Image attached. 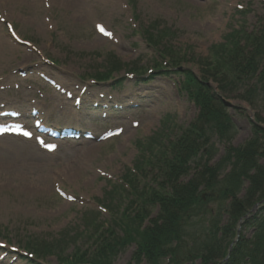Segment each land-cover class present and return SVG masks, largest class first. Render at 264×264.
<instances>
[{
	"label": "rangeland",
	"instance_id": "1",
	"mask_svg": "<svg viewBox=\"0 0 264 264\" xmlns=\"http://www.w3.org/2000/svg\"><path fill=\"white\" fill-rule=\"evenodd\" d=\"M8 22L26 44L10 35ZM263 22L264 0H0V102L4 107L17 110L19 121L29 126L30 112L36 109L55 127L82 126L97 133L124 127L119 136L102 142L58 140L54 153L44 151L34 138L0 137V161L15 158L18 152L19 158L45 164L28 170L25 163L26 169L18 171L3 168L6 161L0 162V264H59L58 259L74 250L73 236L85 227L84 214L91 216L87 210L105 205V192L146 156L145 148L136 141L147 146L149 137L156 136L167 144L195 118L197 108L178 90L182 76L149 70L155 56L165 69L172 70L164 61L169 59L165 49L170 47L179 57L174 63L180 71L188 68L199 75L200 63L210 55L212 44L222 42L233 28L256 31ZM97 23L113 35H99ZM150 24L171 35L155 48L142 33ZM110 53L128 65L112 79L94 82L93 74L107 67ZM136 63L146 69L145 74L124 73L133 71ZM45 78L61 89L51 87ZM83 86L82 102L75 105L73 97L80 96ZM68 93L73 97L67 98ZM93 100H106L117 108L108 112L90 109ZM229 101L237 105L228 112L236 125L232 143L238 145L250 130L246 108L264 117V88L254 107L236 97ZM132 121H138L136 128ZM218 146L216 157L222 151ZM109 192L116 203L122 202L118 192ZM150 210L155 214L157 208L151 206ZM101 212L95 213L98 224L109 221V215ZM60 239L67 247H55L53 254H43L37 262L22 254L23 247L32 251L28 243ZM81 240L89 243L87 238ZM133 250V245L125 248L114 264H126Z\"/></svg>",
	"mask_w": 264,
	"mask_h": 264
},
{
	"label": "trees",
	"instance_id": "2",
	"mask_svg": "<svg viewBox=\"0 0 264 264\" xmlns=\"http://www.w3.org/2000/svg\"><path fill=\"white\" fill-rule=\"evenodd\" d=\"M146 32L153 44L162 38ZM238 33L232 30L224 42L211 45L201 80L185 71L183 87L199 111L167 145L156 146L154 138L155 146L149 143L152 158L148 164L156 171L152 185L141 186L137 177L129 176V187L124 189L130 195L129 204L120 213L106 193L112 225L97 227L85 217L84 232L92 244L83 250L82 245L74 244L75 253L66 257L65 263L114 264L117 254L130 244L135 249L126 264H217L223 259L238 219L264 198V128L252 123L251 135L234 146L235 127L221 99L243 89L239 97L254 104L256 88L264 80V23L256 32L242 30L241 37ZM109 65L108 73L97 71V77L103 79L123 66L118 59ZM206 75L217 82V92L206 85ZM257 120L264 124V117L257 116ZM213 137L224 148L212 164ZM227 165L230 169L224 172ZM191 170L184 181L182 177ZM203 191L208 192L204 199ZM151 205L158 206L153 217L148 209ZM27 245L37 255L67 246L64 239ZM221 264H264V203L243 221L237 242Z\"/></svg>",
	"mask_w": 264,
	"mask_h": 264
},
{
	"label": "bare ground",
	"instance_id": "3",
	"mask_svg": "<svg viewBox=\"0 0 264 264\" xmlns=\"http://www.w3.org/2000/svg\"><path fill=\"white\" fill-rule=\"evenodd\" d=\"M73 4H74V2H73ZM74 7H75V5H74ZM10 138H13V140L17 139L14 137H10ZM17 155H18V152H16V156H13L15 158L7 157V158L3 159V161H6L5 163H3L6 165V167H3V168L20 171V170L26 169V167H25L26 164L29 165L28 170L43 168L45 165V164H37V163L33 162L30 158H19V157H17ZM3 161H0V162H3Z\"/></svg>",
	"mask_w": 264,
	"mask_h": 264
},
{
	"label": "snow or ice",
	"instance_id": "4",
	"mask_svg": "<svg viewBox=\"0 0 264 264\" xmlns=\"http://www.w3.org/2000/svg\"><path fill=\"white\" fill-rule=\"evenodd\" d=\"M98 27V30L100 31V32H102V33H104L105 32V29L103 28V26H97ZM106 35H111V33H105ZM0 247H3V245H0ZM29 255H31V254H29Z\"/></svg>",
	"mask_w": 264,
	"mask_h": 264
},
{
	"label": "water",
	"instance_id": "5",
	"mask_svg": "<svg viewBox=\"0 0 264 264\" xmlns=\"http://www.w3.org/2000/svg\"><path fill=\"white\" fill-rule=\"evenodd\" d=\"M224 103H225V105H230V103H229V102H227V101H224Z\"/></svg>",
	"mask_w": 264,
	"mask_h": 264
}]
</instances>
